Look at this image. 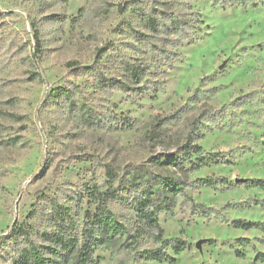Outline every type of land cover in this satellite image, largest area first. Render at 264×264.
Masks as SVG:
<instances>
[{
  "label": "rangeland",
  "instance_id": "rangeland-1",
  "mask_svg": "<svg viewBox=\"0 0 264 264\" xmlns=\"http://www.w3.org/2000/svg\"><path fill=\"white\" fill-rule=\"evenodd\" d=\"M121 62L145 72L129 80ZM187 137L210 158L196 169ZM146 173L186 184L157 214L162 238L186 248L161 261L145 258L160 242L134 209ZM110 188L108 208L141 234L135 250L125 236L96 242L95 264H264V0H0V264L24 245L15 226L70 264L45 234L80 240Z\"/></svg>",
  "mask_w": 264,
  "mask_h": 264
},
{
  "label": "trees",
  "instance_id": "trees-1",
  "mask_svg": "<svg viewBox=\"0 0 264 264\" xmlns=\"http://www.w3.org/2000/svg\"><path fill=\"white\" fill-rule=\"evenodd\" d=\"M244 2V1H241ZM258 3H253V7L257 6ZM141 20L148 25L152 30L157 29L158 22L155 17L144 14ZM177 22H172V28H177ZM35 38L38 41V31L35 32ZM99 57V56H98ZM69 67L75 69L79 68V64L76 62H68ZM86 69H91L92 67H85ZM98 82L102 87H108L112 85L114 78H106L99 70ZM121 71L129 80H136L141 74L145 72V67L140 64L121 62ZM126 87V86H125ZM51 96L54 99L63 98L65 100H70L73 96V92L67 87H57L51 92ZM183 158L187 161L193 163V168H198L201 164H197L196 161L200 160L201 163H206L210 158L205 157L200 159L202 154V147L198 144L192 143L191 138L187 137L183 146ZM191 157H195L191 160ZM176 162V159H172ZM107 175L110 178H114L116 173L110 167H106ZM137 175V174H136ZM142 177V182H139L138 190L139 194L133 197L134 209L137 214L142 218L143 223L149 227L151 230H156L155 240L160 242V248L155 250L147 251L145 258L147 260H165L169 258V255L165 252V248L170 247L175 253L182 251L186 248L185 240L176 238H162V228L159 225L157 214L158 212L170 210L174 207L176 203L177 196L183 192L186 186L185 182L180 179H174L169 176L154 175V174H144ZM140 177V178H141ZM137 176L132 177V183ZM224 181L223 178H220ZM133 185V184H131ZM117 189L110 188L102 196H99L96 211L91 215L89 220L84 224L80 232V240L76 237H69L66 234H45V240L56 245L54 249L55 255H61L62 252H67L69 256L70 264H95V259L93 257V246L96 242L103 243L106 241H112L116 237H124L125 240L129 241L125 244L126 248L132 250L136 249V244L138 241V236L141 230L138 228L136 234H129L128 227L121 223L115 214L108 208V201L116 197ZM234 227H244L250 228L252 226H258L259 224L252 222H245L241 220L233 221ZM23 237L24 245H18L16 250V258L14 260L15 264H50L49 259L44 257L41 250L29 240L28 232L21 226H15L9 232V236ZM52 252V250H51ZM237 255H243L240 252H236ZM264 257V254L258 253L256 255L257 259Z\"/></svg>",
  "mask_w": 264,
  "mask_h": 264
}]
</instances>
